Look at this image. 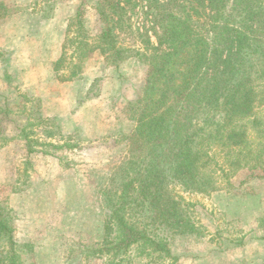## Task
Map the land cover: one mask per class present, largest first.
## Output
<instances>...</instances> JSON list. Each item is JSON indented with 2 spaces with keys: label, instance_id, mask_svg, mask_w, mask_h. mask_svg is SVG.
<instances>
[{
  "label": "rangeland",
  "instance_id": "rangeland-1",
  "mask_svg": "<svg viewBox=\"0 0 264 264\" xmlns=\"http://www.w3.org/2000/svg\"><path fill=\"white\" fill-rule=\"evenodd\" d=\"M121 1L128 28L119 45L140 50L147 33L156 44L157 9L148 0ZM93 2L0 0V205L13 230L17 264L109 262V255L97 253L107 211L101 190L113 188L111 178L129 158L126 137L135 123L127 103L142 92L147 66L135 57L112 66L99 52L79 61L81 35L93 43L100 33ZM210 154L215 190L170 187L196 232L159 231L169 254L134 247L119 258L131 264H264V165L239 169L220 148ZM6 245L0 242V259Z\"/></svg>",
  "mask_w": 264,
  "mask_h": 264
},
{
  "label": "trees",
  "instance_id": "trees-1",
  "mask_svg": "<svg viewBox=\"0 0 264 264\" xmlns=\"http://www.w3.org/2000/svg\"><path fill=\"white\" fill-rule=\"evenodd\" d=\"M148 1L161 30L155 29L156 44L142 35L140 50L119 45L128 28L121 0H94L101 26L93 43L82 34L83 6L76 16L80 62L99 52L112 66L132 57L147 66L142 92L127 103L135 123L126 137L129 158L111 178L113 188L101 190L107 211L97 253L109 255L108 264H131L119 257L134 247L169 254L159 231L196 232L170 187L215 190L212 148L229 156L230 167L264 165V112L258 110L264 101V0ZM5 241L0 264H17L13 230L0 205V242Z\"/></svg>",
  "mask_w": 264,
  "mask_h": 264
},
{
  "label": "crops",
  "instance_id": "crops-1",
  "mask_svg": "<svg viewBox=\"0 0 264 264\" xmlns=\"http://www.w3.org/2000/svg\"><path fill=\"white\" fill-rule=\"evenodd\" d=\"M1 47V46H0ZM17 139V138H16Z\"/></svg>",
  "mask_w": 264,
  "mask_h": 264
}]
</instances>
